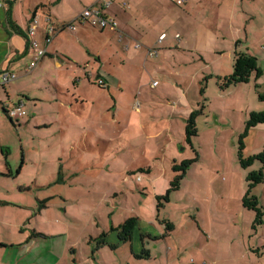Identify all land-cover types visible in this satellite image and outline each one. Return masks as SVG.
Listing matches in <instances>:
<instances>
[{
	"label": "rangeland",
	"instance_id": "1",
	"mask_svg": "<svg viewBox=\"0 0 264 264\" xmlns=\"http://www.w3.org/2000/svg\"><path fill=\"white\" fill-rule=\"evenodd\" d=\"M192 21L173 23L160 43L155 41L158 33L138 41L141 54L124 62L123 77H112L117 110L114 101L104 113L103 99L92 92L104 90L98 85L88 89L97 99L90 114H80V106L69 98L72 105L63 103V108L49 112L52 126L47 128L36 127L44 122L42 111L35 119L26 114L17 121L0 103V219L26 218L25 209L48 204L45 217L50 221L38 225L33 217L32 226L51 231L60 230L62 221L70 223L71 238L83 236L78 243L80 264H98L92 250L90 258L83 257V242L103 230L117 246L100 247L96 255L102 264H264V256L259 259L255 252L259 247L264 251V223L254 227L256 212L243 206L247 174L263 163L243 168L239 160L250 113L264 110V83L256 86L253 78L222 88L210 70L225 68L232 57L201 49L199 34L193 32L197 20ZM86 27L91 41L99 43L100 29ZM113 40L126 50L125 42ZM156 48L159 53L153 57L144 53ZM7 92L10 99L6 91L3 96L12 105L16 94ZM195 110L198 133L189 141L186 125ZM141 121L148 124V134L161 132L144 137L135 126ZM128 132L133 137L129 142ZM242 140L245 157L262 152L264 123L250 128ZM196 157L175 187L182 171L174 165ZM253 194L264 206V181ZM6 200L11 204H3ZM130 217H137V224L131 238L121 241L112 224L119 226ZM166 221L173 223L172 230ZM20 226L0 223V240L22 238Z\"/></svg>",
	"mask_w": 264,
	"mask_h": 264
},
{
	"label": "crops",
	"instance_id": "2",
	"mask_svg": "<svg viewBox=\"0 0 264 264\" xmlns=\"http://www.w3.org/2000/svg\"><path fill=\"white\" fill-rule=\"evenodd\" d=\"M170 1L114 0L107 9V13L118 20V30L101 29L84 20H77L75 22L76 29L71 30L65 26L66 23L78 17L87 6L99 4L101 0H0V72L13 71L18 74L17 79L5 86H0V103L3 108L5 105L10 107L13 105L6 103V97L3 96V92L6 91L4 94H7L10 99V93L7 92L10 89L16 94V97L12 98L14 103L20 100L24 101L23 116L31 114L35 119L40 111L45 114L42 120L44 122L36 126L37 128L52 126V122L48 119L49 112L55 111L59 107L63 108V103L72 105L69 98L77 106H80V110L77 111L80 114L82 111L83 115L86 110L90 114L96 106L97 99L95 100L93 97L94 93L96 98L103 99L101 104L104 113L111 110L110 106L114 101L116 102L115 110H117L119 99L110 91L111 83H114L112 77H123L124 62L131 56L134 57L136 52L141 54L139 49L142 46L136 47V43L140 39L150 40L152 37L155 38L158 33L155 41L160 43L167 37L166 29H171L173 23L180 19H183L188 25H193L192 19L197 20L193 32L199 34L200 43L198 45L201 49L215 52L220 58L228 54L231 55L232 59L229 65L225 68L220 66L213 68L210 70L209 76L223 77L230 74L233 71L235 51H247L258 58L259 66L263 70L260 78H256L253 74L250 81L254 78L258 85L263 86L264 0H188L184 5L175 3L176 6H179L178 9ZM36 13L41 16L42 20L34 37L38 41L39 47H47L48 52L34 68L28 71V65L35 58L36 51L30 46L26 32ZM173 15L176 17L175 22H173ZM46 16L50 17L56 28L55 37L50 44H46L45 41ZM78 25H81L82 29L76 31ZM86 26L100 29L103 35L99 43L91 41L92 36ZM163 34L165 37L161 39ZM114 37L119 38L120 43L125 42V51L121 48V44L115 43ZM155 50L158 54V49ZM144 53L146 56L153 57L146 50ZM98 79H104L107 86L98 85ZM50 83H53V89ZM97 85L104 90L97 89V92L93 90L92 94L88 89ZM16 98L17 100H14ZM144 103H148V101H144ZM171 106L170 114H173V104ZM135 107L137 110H141V105L136 106L135 104ZM147 125L143 121L135 125L142 131L144 137L147 135L148 137L156 136L161 132L160 130L155 133V129H153V133L148 134ZM129 127L130 124H128V131ZM85 135L88 136V133ZM132 138L130 132L125 136L127 142ZM10 202L6 200L3 204L9 205ZM12 207L16 210H23V206L13 203ZM48 207V204H45L33 207L31 211L27 208L23 214L26 218L21 216L19 220L0 219V223H12L15 228L21 225L20 234L22 235V238H18L16 242L0 240V264H80L78 255L81 249L78 247V243L81 242L80 239L83 236L77 235L78 241L76 238L72 239L70 223L62 221L60 230L56 227L51 231L32 226L35 224L33 217H36L38 225L44 221L43 219L48 220L45 217V209ZM8 208L10 212L15 210L11 206ZM120 225L112 224L111 230L116 229L119 235ZM103 233L105 230L97 236H85L83 242L85 244L82 249L85 253L83 257L90 258V250H92L91 257L96 258L98 264H102L96 255L100 251V247L117 246L114 244V238L110 236L108 238L106 236L107 243L99 245L98 238ZM146 235L150 236L151 234L146 233ZM61 237L64 239H57ZM95 241H97V246L93 248ZM256 254L259 259L264 256V253ZM150 255L151 251H148L147 257ZM84 264L94 263L89 260ZM180 264L185 263L180 261Z\"/></svg>",
	"mask_w": 264,
	"mask_h": 264
},
{
	"label": "trees",
	"instance_id": "3",
	"mask_svg": "<svg viewBox=\"0 0 264 264\" xmlns=\"http://www.w3.org/2000/svg\"><path fill=\"white\" fill-rule=\"evenodd\" d=\"M233 63H234L233 71L230 74L223 77H218L219 84L221 85L222 88H226L232 84L249 82L253 74H255L256 78H260L263 74V70L259 66L258 58L247 51H240V50L235 51ZM256 84H257L256 86H259L258 83ZM260 98L264 100V93H260ZM4 110L7 112L5 106H4ZM197 114H198V110L193 111L190 114L187 121L186 134H187V139L189 141L193 136H196L198 133L197 125H196ZM260 123H264V110L252 111L246 123V131L241 135L240 146H239V160L243 168H248L252 166L255 163V161H261L263 163V166L260 169L251 170L250 172H248L246 178L248 182V188L243 196V206L247 209H251L256 212L254 227L262 225L264 223V206L260 205L258 197L255 194H253V189L258 184L264 181V150L260 153L251 155L249 157H245L243 154L244 143L242 139L250 128L255 127ZM196 160L197 157L194 159H186L183 160L180 164L174 165V169L176 171L179 170L182 171V174L179 175L174 182L175 187H179L180 179L185 176L187 169ZM136 224H137V217H130L120 225L118 230L121 241L129 240L131 238L133 229L135 228ZM166 224L168 230L173 229L172 222L166 221ZM105 239H106V233H103L100 236V238H98L99 244L107 243ZM255 252L258 254L264 253V251H262V248L260 247L255 249Z\"/></svg>",
	"mask_w": 264,
	"mask_h": 264
},
{
	"label": "built area",
	"instance_id": "4",
	"mask_svg": "<svg viewBox=\"0 0 264 264\" xmlns=\"http://www.w3.org/2000/svg\"><path fill=\"white\" fill-rule=\"evenodd\" d=\"M114 0H101V3L87 6L82 10L78 17L73 19L72 21L66 23L67 26L71 30L76 29L75 22L77 20L87 21L92 26L101 28V29H110V30H118L119 22L113 15H109L107 13V9L111 6ZM177 5H184L188 0H171ZM1 4V2H0ZM42 18L39 14H34L29 28L27 29V36L29 38V44L36 51L35 58L28 65L27 70L30 71L37 65V62L47 54V47H39L38 41L35 39L36 30L39 27ZM46 26H45V41L46 44H50L56 33V28L53 25L50 17L46 16ZM165 37V34L161 36V39ZM136 47H141L139 42L136 43ZM264 48V46H263ZM148 53L150 55H157V50L149 49ZM18 78V74L13 71H2L0 72V86H5L6 84L14 81ZM98 85L102 87H106L107 83L104 79L97 80ZM157 81L153 82V85H156ZM7 109V114L13 120H18V118L24 115V101L20 100L19 102L14 103L11 107L5 105ZM205 264H213V263H205Z\"/></svg>",
	"mask_w": 264,
	"mask_h": 264
}]
</instances>
